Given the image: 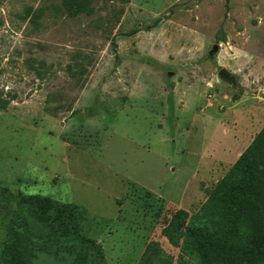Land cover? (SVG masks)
<instances>
[{
  "label": "rangeland",
  "instance_id": "obj_1",
  "mask_svg": "<svg viewBox=\"0 0 264 264\" xmlns=\"http://www.w3.org/2000/svg\"><path fill=\"white\" fill-rule=\"evenodd\" d=\"M63 1L0 0V256L21 192L87 209L88 264H139L150 244L177 261L173 215L264 127V0Z\"/></svg>",
  "mask_w": 264,
  "mask_h": 264
},
{
  "label": "trees",
  "instance_id": "obj_2",
  "mask_svg": "<svg viewBox=\"0 0 264 264\" xmlns=\"http://www.w3.org/2000/svg\"><path fill=\"white\" fill-rule=\"evenodd\" d=\"M63 4L67 15L92 13L88 0ZM16 198L0 264H35L39 255L50 253L66 256L68 264H88L90 251L103 256L102 247L80 228L88 216L85 207L41 194L19 192ZM165 231L180 248L179 259L160 257L150 244L139 264H264V127L208 202L192 215L177 210Z\"/></svg>",
  "mask_w": 264,
  "mask_h": 264
},
{
  "label": "water",
  "instance_id": "obj_3",
  "mask_svg": "<svg viewBox=\"0 0 264 264\" xmlns=\"http://www.w3.org/2000/svg\"><path fill=\"white\" fill-rule=\"evenodd\" d=\"M220 49V45L219 44H214L213 45V48L210 50V54H213L215 52H218ZM173 73V72H170V74ZM219 74L225 78L226 80L228 81H232L233 80V75L225 68H222L220 71H219ZM234 98H237V95L234 96Z\"/></svg>",
  "mask_w": 264,
  "mask_h": 264
},
{
  "label": "crops",
  "instance_id": "obj_4",
  "mask_svg": "<svg viewBox=\"0 0 264 264\" xmlns=\"http://www.w3.org/2000/svg\"><path fill=\"white\" fill-rule=\"evenodd\" d=\"M155 193V192H154Z\"/></svg>",
  "mask_w": 264,
  "mask_h": 264
}]
</instances>
